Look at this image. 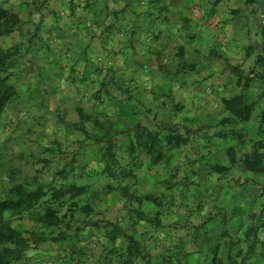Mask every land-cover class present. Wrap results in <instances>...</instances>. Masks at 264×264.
<instances>
[{"label":"rangeland","instance_id":"1","mask_svg":"<svg viewBox=\"0 0 264 264\" xmlns=\"http://www.w3.org/2000/svg\"><path fill=\"white\" fill-rule=\"evenodd\" d=\"M0 21L15 28L0 47L22 49L18 96L0 116V200L85 189L6 212L14 234L0 247L128 264L126 241L97 225L112 221L140 242L133 264H264V227L246 234L264 221V171L243 165L263 150L264 0H0ZM248 104V118L234 114ZM136 124L160 131L163 155L132 158L124 133L131 173L110 178L97 137Z\"/></svg>","mask_w":264,"mask_h":264},{"label":"trees","instance_id":"2","mask_svg":"<svg viewBox=\"0 0 264 264\" xmlns=\"http://www.w3.org/2000/svg\"><path fill=\"white\" fill-rule=\"evenodd\" d=\"M4 14L6 12L3 11ZM2 22V21H0ZM14 27L4 26L0 23V35H8ZM22 32V29H21ZM22 49L17 45L8 49L0 47V116L5 110L6 106L18 96V84L12 80L13 69L20 64L22 58ZM250 105H243L234 110V114L240 118H248L250 115ZM262 123L264 128V110L261 113ZM133 135L134 140L126 144V150L131 154L132 158L135 156L136 147H140L152 156L154 161L159 160L163 155L162 137L159 130H152L140 124H136L130 129L125 130H106L103 134L97 137L101 158L103 161V171L110 178H125L131 170L121 164L118 158V151L123 147L122 134ZM258 148L250 153H246L243 158V165L245 168L255 172L264 171V142H259ZM83 186L66 185L64 189H59L55 184H42L33 190L19 191L17 197L6 198L0 200V235L9 236L13 239L14 230L9 226L6 219V212L11 214L22 213L25 210L33 209L37 204H42L48 199L53 201L64 200L69 197L79 195L84 192ZM49 194L47 199L44 196ZM48 211H51L50 209ZM101 225L106 228V235L112 241L116 242L118 238L126 241L125 255H122V262L133 264V260L141 256L142 251L140 242L134 238L133 235L124 231L118 224L112 221L102 222ZM264 227V221L259 225H250L247 228V236L257 237L258 229ZM255 239H252L248 244L247 250L255 249ZM247 251V252H248ZM241 255V254H240ZM246 254L241 255L242 262H244ZM23 260L20 263L17 261ZM0 264H54L48 258L44 257L42 253L36 252L29 254L28 245L22 246L17 244L15 246L3 245L0 247Z\"/></svg>","mask_w":264,"mask_h":264},{"label":"crops","instance_id":"3","mask_svg":"<svg viewBox=\"0 0 264 264\" xmlns=\"http://www.w3.org/2000/svg\"><path fill=\"white\" fill-rule=\"evenodd\" d=\"M154 57H155V55H154ZM75 61H76V59H75ZM144 61V60H143ZM145 61H147V60H145ZM130 63V62H129ZM144 63V62H143ZM146 63V62H145ZM151 66H153V67H156L157 69H159L160 67H159V64L156 62V61H154V62H152V65ZM207 66L209 67V70L211 69V71H215L216 70V68H217V65H216V67H215V65L214 64H212V63H207Z\"/></svg>","mask_w":264,"mask_h":264}]
</instances>
